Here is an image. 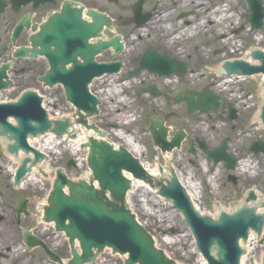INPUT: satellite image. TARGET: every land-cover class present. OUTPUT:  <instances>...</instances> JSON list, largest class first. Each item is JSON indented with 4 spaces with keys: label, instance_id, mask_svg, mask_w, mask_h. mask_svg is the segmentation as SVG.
<instances>
[{
    "label": "water",
    "instance_id": "water-1",
    "mask_svg": "<svg viewBox=\"0 0 264 264\" xmlns=\"http://www.w3.org/2000/svg\"><path fill=\"white\" fill-rule=\"evenodd\" d=\"M252 12L250 23L254 26V19L257 18V26H260L264 12L259 16H255L254 10ZM89 16L95 21L93 25L88 22L70 21L64 18H62V22L53 24L52 27H49V24L42 25L40 33L32 36L29 41L31 48L21 47L13 55L18 59L29 58L31 60L45 57L49 70L39 78V82L51 89L55 84L62 85L67 102L75 107V114L79 117L75 124L85 127L88 131L92 130L103 139L105 138L104 132L94 125L87 126L82 113L87 117L98 114L97 107L100 101L89 93L88 87L93 79L103 74L118 73L120 63L105 65L94 62L95 55L105 49L109 43L98 42L99 45L95 47L89 44V38L95 37L97 33L94 29L100 28V24H97L99 17L97 13L91 12ZM21 29L22 25L14 30V40L20 34ZM116 46L120 47V44H116ZM257 58L262 60L260 66L253 67L246 63H235L233 66H228L230 73L239 71L238 75L241 76L264 75V56ZM145 59L153 60L149 62L151 67L148 66V70L155 71L159 75L170 76L171 73L178 72L182 76L187 70L183 65L159 63V59L155 55ZM69 64L72 66L67 69L66 66ZM8 70V65H2L0 68V91L11 84L6 75ZM139 71L129 74L128 79L138 75ZM151 91L153 96L158 95L154 89ZM184 99L187 100L191 118H193L194 111L204 113L215 111L220 100L219 96H214L210 91H205L203 94L193 91V93L186 94ZM42 101L43 99L35 93L25 92L19 101L0 105V137H5L8 140L6 151L12 155H17L18 150L23 151L24 154L32 153L34 155L32 161L28 158L23 160L22 165L18 168L20 171L25 170L27 162H31L32 166H35L44 158L38 150H34L27 144L28 136L35 138L38 135L51 132L57 138L66 135L69 129L68 118L56 122H51L48 119L46 111L40 106ZM178 101L183 100L178 99ZM9 118L15 119L16 126L8 123ZM261 118L264 120V109ZM229 119L234 120L235 117ZM149 132L153 136V144L160 148L162 153L175 148L180 149V142L185 136L183 132H179L174 140L167 143L165 140L168 135L167 130L163 127V122L160 119L152 120ZM71 137L75 138L73 135ZM36 139H40L41 142L43 137ZM36 139H31V142ZM64 140L62 139V141ZM0 141L4 142L1 139ZM82 148L88 149L87 167L91 170L92 177L88 182L84 179L73 181L67 178L63 170L58 169L48 200L49 207L44 212V220L46 222L53 221L56 231L66 234L72 246L75 245V241L80 245L83 256H79L73 249L74 258L69 264L95 263L97 256L102 254L105 248H109L113 255L125 256L127 254V257H124V259L126 258L123 261L124 264H175L173 260L165 256L162 250L155 248L154 240L150 236L151 232L148 230L149 234L146 228L144 230L135 220V214L133 215L131 209L129 210L128 199L125 198L126 193L131 188L132 190L128 194H132L133 191L137 193V188L124 176V173L137 179L138 182H145L147 187H152L153 190L159 187L157 194L163 197L165 202H171L173 207L184 217V224L190 229L197 252L208 264H239L241 255L245 253V250L239 247L240 241L246 243L249 231L259 236L262 232L264 215L256 214L255 205L247 204L256 200L252 191L249 192L245 204L240 208L231 214L221 211L219 217L214 220L211 217L201 216L195 211L191 202L194 205L195 203L190 202L191 196L189 199V193L185 192L182 185L179 184L180 180L178 181L177 175L172 169L169 170L171 175L169 179L161 178L157 187L156 182L149 183L147 181L149 176L146 171L140 166L138 159L131 156V153L125 148L121 147L116 150L104 140L98 141L92 137ZM200 148L202 151H207V146L204 143H200ZM226 150L225 142L217 149L207 151V159L214 163V166L224 162L226 169L233 171L239 161L235 159L234 155L227 154ZM250 150L256 155L260 152L264 154V145L259 141ZM190 153L195 155L193 148ZM50 161L48 158L47 165ZM74 165L73 161H69L67 170ZM172 166L168 165L167 168ZM161 175H165L163 168ZM230 180L234 182L235 177L230 176ZM95 182L97 188L94 185ZM64 188L68 194L63 191ZM166 205L171 206L168 203ZM217 205V209H222L221 205L218 203ZM262 206L264 203L257 207L261 208ZM263 209L264 207L258 211ZM249 243L250 240L246 244L248 248ZM262 243H264V236ZM75 249L77 250V247ZM94 250L95 253H93ZM104 256L105 254L102 255V257Z\"/></svg>",
    "mask_w": 264,
    "mask_h": 264
},
{
    "label": "flooded vegetation",
    "instance_id": "flooded-vegetation-1",
    "mask_svg": "<svg viewBox=\"0 0 264 264\" xmlns=\"http://www.w3.org/2000/svg\"><path fill=\"white\" fill-rule=\"evenodd\" d=\"M262 1L264 10V0ZM2 2L4 10L0 12V41L3 39L2 32H5L10 44V31L25 20L29 23V28L34 27L35 30L30 33L24 28L17 42L28 41L32 34H37L43 23L51 22L52 26L59 17L91 22L89 12L95 10L99 15H105L109 21H99L100 35L89 41L94 46L98 40L110 43L96 55L95 62H121L120 73L99 78L104 82L108 80V84L104 85V88L107 86V91L109 87L127 83L124 82L125 76L141 67L144 58L152 54L174 64L186 65L188 71L189 66L194 64L198 68L199 77L203 79L220 76L219 70L215 69V62L247 56L252 48L248 49L242 44L244 40L254 41L259 37L258 44L261 46L257 44L256 49L264 51V19L258 30L253 32L248 23L251 5L254 6L252 0H28V4L21 6L18 11L14 10L12 0ZM24 7H28L27 12H22ZM5 13L8 16L3 19ZM3 22L6 24L3 25ZM116 43H121L122 48H116ZM239 43L242 44L241 47ZM36 62L37 68L29 71V76L24 74L20 77L15 73L18 69H13L12 76H18L13 84L34 85L44 91L38 77L46 69V64L44 60ZM158 78L157 74L142 70L129 83L138 86L132 90L138 95L141 89L147 92ZM173 78L182 81L175 75ZM202 88L204 90L207 87L203 85ZM183 94L184 91L179 92L172 100L168 98L163 103L168 106L172 103L181 105L175 99ZM103 95L108 101L104 103L100 121L110 133L116 126L109 121L110 97L104 93ZM146 96L155 99L150 94ZM151 104L155 105L153 102L138 103L139 106ZM230 105L237 107V103L231 104L222 97V104L217 112L203 115L206 131V136L203 137L208 141L210 136L215 141L213 147L228 138L230 152L236 156L248 154L251 143L247 145V140L242 138L248 132V125H245L248 118L236 108V120L229 121ZM174 116L171 113L159 116L163 118L170 137H174V132L178 130L176 123L172 126L169 122ZM178 116L181 122L185 111L182 110ZM151 119L152 117L148 118L146 128ZM184 132V143H195L196 138L191 142L190 132ZM17 165L18 162L7 154H0V264H69L73 258L72 246L62 234L56 233L53 223L45 224L42 220L43 210L48 205L51 193L50 181L44 179L36 183L27 172L16 185L14 178ZM77 251L80 254L79 247ZM103 261L101 264H118L108 258Z\"/></svg>",
    "mask_w": 264,
    "mask_h": 264
},
{
    "label": "rangeland",
    "instance_id": "rangeland-1",
    "mask_svg": "<svg viewBox=\"0 0 264 264\" xmlns=\"http://www.w3.org/2000/svg\"><path fill=\"white\" fill-rule=\"evenodd\" d=\"M27 11L28 7H24L22 9V12ZM6 16H8V13H5L2 16L3 19ZM5 24L6 23L3 22V25ZM2 34L3 39L0 41V64L7 63L9 61L11 62L10 53L12 52V45L8 41V34L5 32H2ZM258 43L259 41L256 39L254 41L253 39H248L247 41L244 40L242 44H244L249 49L261 46V44ZM17 44L20 46L27 45V40H21ZM242 44L239 43L240 47ZM4 46L7 48V51L2 53L1 49ZM221 63L222 62L218 61L215 62L217 66H219ZM10 65L12 68L18 69V71L15 72L17 75H20L22 69H25L24 73L22 74L29 76V71L36 70L38 64L34 60H14L13 65ZM196 67L197 66L194 64L189 66V72L192 70L196 72V80L193 82V84H191L190 80L188 79V77L191 75H188L181 82L173 80L170 85L166 86L164 85V82L161 78V80L154 81V86L157 87L158 90L167 94L166 98L172 100L174 97H176V95H178L179 92L182 91L186 92L190 90L189 92L192 93L193 91L201 93L202 86H200V84L205 83L209 88H212L211 90L217 95H220L224 99L226 98L227 102L234 104L237 103V108L242 112V115H246L248 119L247 122L245 121V125H248L246 130L248 132L247 135L242 136V138L247 140V145L253 141H264V130H258L255 128L256 124L252 125V122H256L257 120L255 117L259 112L260 106L264 104V99L260 96V91L262 90V86H260L262 84V76H256L253 79L246 80L237 79L235 77V79L233 78L230 83L225 85V87L220 88L219 86L222 85V80L220 77L208 78L207 81L201 79L197 72L198 68ZM192 73L190 72V74ZM16 77L18 76H11V81L16 80ZM137 87L138 86L136 85H132L126 90L127 94L123 96L124 98H122L125 102H121V98L118 97V95L110 98L109 104L112 111L109 112L111 116L109 121L110 123H117V125H119L121 128V131L117 133L119 137H116V133L112 131L110 133L108 132L105 125H103L100 121L101 118L93 120V124H95V126L100 127L107 134H110L107 137L109 143L111 142V144L116 147L125 146L122 137L133 138L140 145L143 151L138 158L139 160L148 163L149 166L154 167L155 164H157L160 167H165L163 155L154 146V144H152L151 137L145 131V125L147 124L148 118L153 116L152 111H154L157 116L170 113L174 114L175 116L169 120L170 124L173 126V123H176L178 130L190 132L191 142H193L196 138V140L199 141L204 140L210 147L214 146L215 141H213L210 136H208V141H206L203 137L206 136V131H204L205 126L203 125L202 114L195 112L196 119L193 121L190 120L189 116L187 117L188 111L186 110V106L184 104L182 106L172 104V106L167 107L163 103L165 100L164 97L153 100L152 98L143 96L138 99L135 96L136 94L132 91L133 88ZM26 88L38 90V88L34 85H26L24 83H22V85H15L14 89L0 93V102L4 100L13 101V99H15L14 97H16L18 93L22 92L23 89ZM99 89L97 87L96 90L95 88L91 90L92 93H98V95L101 96L102 93H99ZM165 90L168 91L166 92ZM38 93L46 97L47 102L45 103V106L46 109H48V113L51 118L55 120L60 119L61 115L69 112V107L67 106V103H65L62 90L58 88H55L53 91L38 90ZM102 97L105 98L104 95H102ZM105 101L107 102L108 100H104V102ZM140 101L145 103L153 102L155 105L151 104L147 105V107L144 105L139 106L138 103ZM181 109L185 111L186 114L184 119L181 121L182 124L179 122L180 117L178 116L182 111ZM176 116L177 119H175ZM177 123L180 126H178ZM197 128H199L200 134L196 132ZM44 138L45 137H43V140ZM34 141L35 140L32 142ZM4 148L5 141H0V154L4 153ZM188 148L189 144L185 143L180 150L171 152L173 153V158L170 164L173 165L177 172L181 173H179L180 175H183L182 178H185L184 176H186V173H190L189 175L194 176L195 182H198L202 185V198L195 203L198 212L208 216L217 215L219 211V209H217V203L221 205L222 210L231 211L241 205V202L244 201L245 195L251 190H254L256 193H258L260 200H263L264 202V156L260 155L259 157L254 158L253 156H247V153L237 155L238 159L242 157L243 161H241V167L247 166L249 172L257 171L256 177L251 178L250 181H244L242 178H240V174H244V171L241 173L239 169V171L236 170L234 173L227 172L222 164L218 165L212 174V164L208 161L206 162L203 153L196 151L197 155L196 158H194L188 153ZM48 158L51 161L48 165H45V168L52 170V172H55V169L58 168L65 169L66 164H68V162L73 159L75 160L76 166L71 167V170L68 172V175L71 178L87 179L88 175L90 174L89 169H87L86 154L80 151L78 155L73 156L69 142H61L57 144V146L51 144L50 150L48 151ZM190 161L192 164L189 163ZM193 163H198L201 168H198L197 165L194 166ZM229 174H234L237 177V186L231 182H228ZM159 176L163 177L162 175ZM155 191H157V189H155ZM134 194H136V198L138 199V204L140 207H135L133 204L131 209H133L136 219L139 220L144 228L151 232L157 249L159 248L163 250L168 257H170L172 260H175L176 264H199L200 262L198 255L192 246L194 245L193 238H191L188 229L185 228L183 218L180 216V214L177 213L172 206H165L163 203L159 202L156 199L158 196H154L152 192L139 189L137 190V193L134 192ZM260 213L263 214L264 209L261 210ZM172 217H175L178 222L176 225L169 226L167 220L171 219ZM163 224H165L164 226L168 227L167 231H163L159 228V226ZM262 252H264L263 248L259 244L258 247L255 248L253 255L258 256ZM105 258L113 261V263L118 262V264H121L118 256L113 258L111 253L107 251H105V256L101 257L98 264H101L102 260H105Z\"/></svg>",
    "mask_w": 264,
    "mask_h": 264
},
{
    "label": "bare ground",
    "instance_id": "bare-ground-1",
    "mask_svg": "<svg viewBox=\"0 0 264 264\" xmlns=\"http://www.w3.org/2000/svg\"><path fill=\"white\" fill-rule=\"evenodd\" d=\"M259 39H260L259 37L256 38L257 41H260ZM188 79L190 80V83L193 84V82L196 80V72L193 71V73L191 74V76L188 77ZM204 80L207 81L208 78L204 77ZM172 82H173V79L166 80V81H164V85L165 86L166 85H170ZM230 82H231V80H225L224 82H222V85H220L219 87L220 88L225 87V85H227ZM106 84H108V80L104 82V81H100L99 79H97L96 81L93 82L92 86L90 87L91 93H92L91 89L95 88V90H96L97 87L101 88L102 89V93H104L106 96L109 95L108 92L110 93V95L112 94V92H116V88L113 89V87H109V89L107 91V86L104 88V85H106ZM129 84L130 83H125L121 87L129 86ZM104 89H106V91ZM119 93H120V91H119ZM124 93L125 92L123 91L122 95ZM260 96L263 97V99H264V89H262L260 91ZM120 101L121 102H125L124 99H122V98L120 99ZM72 122H73V120H72ZM259 127H260V124H258V127H257L258 130H259ZM196 132L198 134H200L199 128L196 129ZM72 135L75 138H72L71 137ZM89 136H93L94 138H97V136L95 134H93L91 131L86 132V130L83 127L74 126L73 131L70 132L65 137L64 141H62V139L61 140H58V139L56 140L55 138H53V136H46L44 138V140H42L41 142H40V139H36L34 142H30V143H31V146H33L35 149H38V150H40L41 152H43L44 154L47 155L48 151L50 150L51 144H54L55 146H57V144H59L58 142H69V146L71 148L72 155L76 156L80 152V148L79 147L81 146V144H83L89 138ZM122 139H123V143L125 144V146H127V147H125V146L124 147L131 153V155L134 156L135 158H139V156L143 152L142 148L140 147V145L133 138L122 137ZM172 158H173V153H166V152L164 153L163 159H164L165 167H160L157 164H155L154 167L153 166H149L148 163H146L144 161L142 162L141 160H140V163H141V166L145 167V170H146L148 176H150L151 180L155 183L157 180L160 179L159 175H161L162 168L164 169L165 174H166V171L168 170L167 167L172 162ZM240 164L235 169V171L236 170L239 171V169H240L241 173H243V171L245 172L244 174H240L241 175L240 178H242L244 181H250L251 178L257 176V171L256 172H251V171L249 172V169L247 168V166H242L241 167ZM179 173L180 172L176 171V175H178V178L180 180L181 185H183V187L186 190V192H188L189 196H191V201L196 203L199 199L202 198V192H203L202 185L199 184L198 182L196 183L195 180H194V176L193 175H189L190 173L189 174L186 173V176H184L185 178H182L183 175H180L181 173L180 174ZM126 177H128L131 180V182L134 184V186H135V188H137V190H139V189H142L144 191L146 190V191L152 192V194L154 196L156 195L155 190H153L152 187H147L145 182H138L137 180H132L131 177H129L128 175H126ZM35 182L38 183L37 180ZM210 183H211V180H210ZM133 194H134V191L132 192V194H127V196H126V199H128V207H129V209H131L133 207V204L135 205V207H140L139 204H138V199L136 198V194H134V195ZM156 199L159 202L163 203V205L167 206L166 203H164V201L162 200V198L157 197ZM260 204L261 203L257 202V206H260ZM131 211H133V209H131ZM133 213H134V211H133ZM167 222L169 223V226H173V225H176L178 221H177V219L175 217H172L171 219L167 220ZM164 225L165 224L160 225L159 228L162 229L163 231H167L168 227L164 226ZM249 240H250V243L248 245L249 246L248 249H249V251H251V250H254L253 248H255L256 244L259 243V237L256 236V235H253ZM120 259H121V261L125 260L124 257H121ZM168 259H169V257H168ZM199 262H200L199 264H205V262L203 260H199Z\"/></svg>",
    "mask_w": 264,
    "mask_h": 264
}]
</instances>
